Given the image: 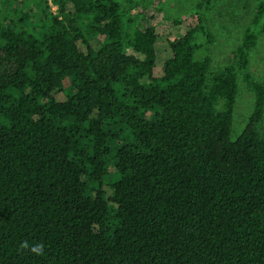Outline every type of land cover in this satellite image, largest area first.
<instances>
[{"label": "trees", "instance_id": "trees-1", "mask_svg": "<svg viewBox=\"0 0 264 264\" xmlns=\"http://www.w3.org/2000/svg\"><path fill=\"white\" fill-rule=\"evenodd\" d=\"M2 4L0 264H264V88L249 75L253 111L230 137L253 33L211 72L201 16L160 59L118 0Z\"/></svg>", "mask_w": 264, "mask_h": 264}, {"label": "rangeland", "instance_id": "rangeland-1", "mask_svg": "<svg viewBox=\"0 0 264 264\" xmlns=\"http://www.w3.org/2000/svg\"><path fill=\"white\" fill-rule=\"evenodd\" d=\"M118 1L125 12V28H130L136 23L154 27L160 38L156 46L160 59L166 56V40L169 37L178 38L189 29L196 30L198 16H201L209 38L196 30L193 42L199 47L196 57L209 58L211 72L235 65L236 50L243 44L246 33L250 31L254 34V45L247 50V64L236 70L237 91L230 131L231 140L236 139L244 129L255 103V94L250 89L245 75H249L264 88V16L258 17L257 12L258 4L262 0ZM49 5L53 11L56 10L53 5ZM2 13L4 6L0 0V15ZM129 19L133 25H127ZM214 108L218 112L222 111L223 102L218 100ZM263 130L264 112L258 125V131L262 133ZM115 180L116 176L109 168L104 181L110 183ZM104 191L107 196L111 194L108 188H104Z\"/></svg>", "mask_w": 264, "mask_h": 264}, {"label": "clouds", "instance_id": "clouds-1", "mask_svg": "<svg viewBox=\"0 0 264 264\" xmlns=\"http://www.w3.org/2000/svg\"><path fill=\"white\" fill-rule=\"evenodd\" d=\"M22 247L28 248L29 245L25 243L22 245ZM31 252L35 255H44V245L42 243L33 245L31 247Z\"/></svg>", "mask_w": 264, "mask_h": 264}]
</instances>
